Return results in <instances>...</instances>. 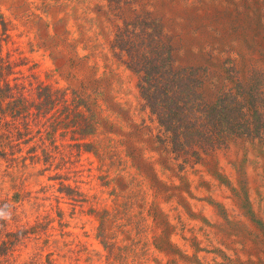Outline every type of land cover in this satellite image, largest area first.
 Masks as SVG:
<instances>
[{"label": "rangeland", "instance_id": "rangeland-1", "mask_svg": "<svg viewBox=\"0 0 264 264\" xmlns=\"http://www.w3.org/2000/svg\"><path fill=\"white\" fill-rule=\"evenodd\" d=\"M0 73V264H264V0H0Z\"/></svg>", "mask_w": 264, "mask_h": 264}, {"label": "clouds", "instance_id": "clouds-1", "mask_svg": "<svg viewBox=\"0 0 264 264\" xmlns=\"http://www.w3.org/2000/svg\"><path fill=\"white\" fill-rule=\"evenodd\" d=\"M0 219H9V217L5 216L2 212H0Z\"/></svg>", "mask_w": 264, "mask_h": 264}, {"label": "trees", "instance_id": "trees-1", "mask_svg": "<svg viewBox=\"0 0 264 264\" xmlns=\"http://www.w3.org/2000/svg\"><path fill=\"white\" fill-rule=\"evenodd\" d=\"M7 67H9V64L7 65ZM3 69L5 68V67H2ZM0 76H2V73H0ZM18 86V85H17ZM2 137H0V139H1Z\"/></svg>", "mask_w": 264, "mask_h": 264}]
</instances>
